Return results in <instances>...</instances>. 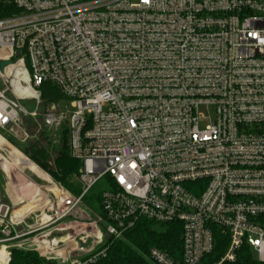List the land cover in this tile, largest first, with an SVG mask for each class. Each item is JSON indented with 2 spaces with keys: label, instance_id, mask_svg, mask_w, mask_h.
Returning a JSON list of instances; mask_svg holds the SVG:
<instances>
[{
  "label": "built area",
  "instance_id": "built-area-1",
  "mask_svg": "<svg viewBox=\"0 0 264 264\" xmlns=\"http://www.w3.org/2000/svg\"><path fill=\"white\" fill-rule=\"evenodd\" d=\"M1 3L14 12L0 18V129L26 143L22 119L40 115L44 83L57 87L74 112L53 104L42 116L53 130L69 120L82 192L0 134L45 182L7 171L0 147L11 199L0 189V264L11 263V247L95 264L141 220L182 225L181 260L152 249L154 264H201L217 232L229 247L214 264L235 262L243 246L264 262V0ZM100 183L97 213L84 198Z\"/></svg>",
  "mask_w": 264,
  "mask_h": 264
},
{
  "label": "trees",
  "instance_id": "trees-1",
  "mask_svg": "<svg viewBox=\"0 0 264 264\" xmlns=\"http://www.w3.org/2000/svg\"><path fill=\"white\" fill-rule=\"evenodd\" d=\"M13 12V9L8 8L6 4H0V18L7 17ZM39 90L45 111L51 105L67 99L57 87L49 83H44ZM28 129H31V133L35 132V127L30 126V124ZM12 144L54 181L71 191L72 181L79 173L81 162L71 156L69 131L66 127L62 130L57 144H54V139L49 137L46 131H42L39 138L33 137L26 143ZM99 197L100 195L98 199ZM109 245L106 257L95 264H154L150 259L152 249H159L173 260L180 261L183 253L182 225L178 222L159 225L148 220H141L124 235L123 239L111 241ZM228 247L227 237L217 232L215 248L211 254L203 258L201 264L219 262L224 257ZM10 264L58 263L48 262L40 258L35 252L14 250ZM225 264H264V262H260L248 246H243L237 252L235 262Z\"/></svg>",
  "mask_w": 264,
  "mask_h": 264
},
{
  "label": "rangeland",
  "instance_id": "rangeland-1",
  "mask_svg": "<svg viewBox=\"0 0 264 264\" xmlns=\"http://www.w3.org/2000/svg\"><path fill=\"white\" fill-rule=\"evenodd\" d=\"M59 108H60V111L65 114V115H70L71 113L74 112V108L72 106V103L70 102V100L68 99H64L62 101H60L59 103ZM22 105L24 107H26L27 109H29L30 111H34L35 110V105L32 101H24L22 102ZM52 106V105H51ZM50 106V107H51ZM49 107V109H50ZM48 109V110H49ZM47 111V110H46ZM43 108V105H42V108L41 110H39V113L40 115H38L37 117L35 118H23L22 119V123L20 124V126L28 133V135L30 136V138H39V134L42 132V131H46L48 134H49V137L55 139V137L60 136V134L62 133V130L64 129V127H66L68 129V124H69V120H66L62 127L60 129H57V130H53V129H48L45 127V124H44V120H43V116H42V113L46 112ZM33 126L35 127V132L34 133H31L30 130L31 129H28V126ZM0 134L5 136L6 138H8L10 140L11 143H14L15 145H19L21 143H19L18 141L14 140L12 137H9L10 133L7 131V130H1L0 129ZM0 139H3L0 137ZM4 140V139H3ZM11 146V145H10ZM14 148V147H13ZM15 149V148H14ZM7 152V151H5ZM10 156H11V153H8ZM43 173H46L44 172L43 170H41ZM26 176L29 177L34 183L38 184V185H42V184H45L44 181H41L40 179H38V177L36 175H34L32 172H30V170H27L25 172ZM22 178H21V181H20V186L22 187V189L24 191H27V192H30L28 191L29 189H31V187L24 181L22 182ZM0 189L2 190L4 196H5V181L3 179V176L2 174L0 173ZM105 188L103 186L102 183H100L98 186H96L85 198H84V202L90 207L92 208L95 212L97 213H101V204H100V201L98 199V196L100 195V193L102 191H104ZM70 191V190H69ZM72 191V192H71ZM71 193L74 194V195H80L82 190H81V187L79 186V183L78 181L74 178L73 181H72V184H71ZM26 192V193H27ZM12 193V192H11ZM8 203H10V201L6 198L5 199ZM11 252H12V257H13V251L14 250H20L18 249L17 247H11ZM20 251H25L27 252V250H20Z\"/></svg>",
  "mask_w": 264,
  "mask_h": 264
},
{
  "label": "bare ground",
  "instance_id": "bare-ground-1",
  "mask_svg": "<svg viewBox=\"0 0 264 264\" xmlns=\"http://www.w3.org/2000/svg\"><path fill=\"white\" fill-rule=\"evenodd\" d=\"M19 95L25 94L26 92L18 90ZM0 147L3 148L7 153H11V163H8L6 161H3V167L8 171L10 167L14 166L17 167V169L20 171V173L23 172V170H30L32 172L41 174V172L38 170V168L30 163L18 150L14 149L10 144H8L5 140L0 139ZM35 187V186H34ZM29 208L28 205H25L23 207H20L16 210L15 214L18 216L23 211L27 210Z\"/></svg>",
  "mask_w": 264,
  "mask_h": 264
},
{
  "label": "crops",
  "instance_id": "crops-1",
  "mask_svg": "<svg viewBox=\"0 0 264 264\" xmlns=\"http://www.w3.org/2000/svg\"><path fill=\"white\" fill-rule=\"evenodd\" d=\"M10 195H12L11 191L9 192ZM8 199L9 201L11 200L10 197L7 195V193L5 192V199Z\"/></svg>",
  "mask_w": 264,
  "mask_h": 264
},
{
  "label": "water",
  "instance_id": "water-1",
  "mask_svg": "<svg viewBox=\"0 0 264 264\" xmlns=\"http://www.w3.org/2000/svg\"><path fill=\"white\" fill-rule=\"evenodd\" d=\"M7 65H8L7 62H3V63L1 64V67L4 68V67L7 66Z\"/></svg>",
  "mask_w": 264,
  "mask_h": 264
}]
</instances>
